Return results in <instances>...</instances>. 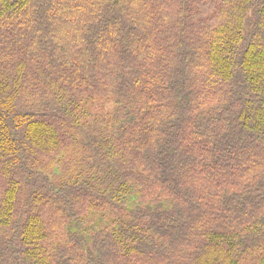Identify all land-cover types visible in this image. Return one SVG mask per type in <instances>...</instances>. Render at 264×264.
<instances>
[{"label":"trees","instance_id":"16d2710c","mask_svg":"<svg viewBox=\"0 0 264 264\" xmlns=\"http://www.w3.org/2000/svg\"><path fill=\"white\" fill-rule=\"evenodd\" d=\"M0 264H264V0H0Z\"/></svg>","mask_w":264,"mask_h":264}]
</instances>
